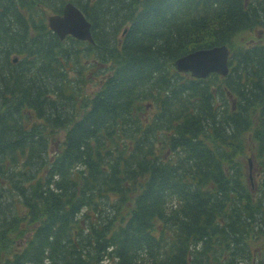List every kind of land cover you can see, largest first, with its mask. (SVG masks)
I'll use <instances>...</instances> for the list:
<instances>
[{
  "label": "trees",
  "instance_id": "1",
  "mask_svg": "<svg viewBox=\"0 0 264 264\" xmlns=\"http://www.w3.org/2000/svg\"><path fill=\"white\" fill-rule=\"evenodd\" d=\"M71 1L98 45L48 30L63 0H0V264H264V0ZM215 44L222 81L175 73ZM89 51L94 91L67 77Z\"/></svg>",
  "mask_w": 264,
  "mask_h": 264
},
{
  "label": "water",
  "instance_id": "2",
  "mask_svg": "<svg viewBox=\"0 0 264 264\" xmlns=\"http://www.w3.org/2000/svg\"><path fill=\"white\" fill-rule=\"evenodd\" d=\"M70 8V6H68ZM50 25L60 34L64 32H71L78 36L80 33V26H83L79 14L74 11L73 22L72 19L58 18L57 16H50ZM228 54L227 48L222 46H215L205 50H199L190 54L187 58L176 59L177 67L179 69H191L193 74L197 76H204L209 71L216 70L220 73H225L226 57ZM200 67L203 72L196 71Z\"/></svg>",
  "mask_w": 264,
  "mask_h": 264
},
{
  "label": "rangeland",
  "instance_id": "3",
  "mask_svg": "<svg viewBox=\"0 0 264 264\" xmlns=\"http://www.w3.org/2000/svg\"><path fill=\"white\" fill-rule=\"evenodd\" d=\"M90 86H91V82L88 84V87H90ZM253 174H254L255 177L257 176L256 175L257 174V170L256 169L254 170Z\"/></svg>",
  "mask_w": 264,
  "mask_h": 264
}]
</instances>
